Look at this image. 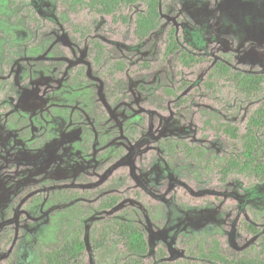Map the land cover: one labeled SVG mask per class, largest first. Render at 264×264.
Returning a JSON list of instances; mask_svg holds the SVG:
<instances>
[{
	"label": "rangeland",
	"instance_id": "rangeland-1",
	"mask_svg": "<svg viewBox=\"0 0 264 264\" xmlns=\"http://www.w3.org/2000/svg\"><path fill=\"white\" fill-rule=\"evenodd\" d=\"M27 1L0 0V79L11 88L0 103V264H42L41 248L88 209L80 264H93L87 232L96 219L137 224L154 264L158 248L171 262L198 261L187 255L197 235L218 240L229 257L255 244L243 223L264 230V183L221 181L215 166L229 143L205 124L242 128L255 103L202 81L223 55L264 73V0H169L161 26L142 40L133 23L141 3L124 7V22L87 0ZM171 28L181 49L203 61L184 68L163 52ZM92 37L105 47L100 68ZM117 61L124 67L111 73ZM168 139L200 146L202 160L177 142L169 152ZM114 193L113 208H95Z\"/></svg>",
	"mask_w": 264,
	"mask_h": 264
},
{
	"label": "trees",
	"instance_id": "trees-1",
	"mask_svg": "<svg viewBox=\"0 0 264 264\" xmlns=\"http://www.w3.org/2000/svg\"><path fill=\"white\" fill-rule=\"evenodd\" d=\"M168 1L87 0L86 5L91 11L127 22L129 16L122 15L124 7L141 3V8L133 11V23L136 37L142 40L161 26ZM9 2L11 6L28 3L26 0H9ZM88 29V26H84L81 32L89 36L92 30ZM86 30L88 31L84 32ZM89 41L93 51L92 63L96 68H100L106 54L104 44L98 38L92 37ZM163 52L168 56H174L184 68L203 61V58H197L181 49L174 28L168 29L165 33ZM123 67V62L117 61L111 73L122 70ZM222 84L232 86L236 94L245 101L255 103V106L247 114L242 128L227 121H205V124L211 126L215 133L224 135L229 143L230 152L215 166L216 172L221 181H226L232 176H239L249 185L264 183V138L261 136L264 129V73L240 68L232 57L223 55L221 59L211 63L202 81V85L211 89L213 93L218 92ZM10 89L9 84L0 79V103L3 97L10 96ZM165 91L168 94H174L172 89L166 88ZM176 142L180 143L186 154L202 160L203 148L182 140ZM175 143L168 139L164 145L171 152L175 148ZM120 199L118 194H106L98 200L95 208L97 210L111 209ZM91 214V210L88 209L80 217L65 220L55 244L41 248L42 264H80L83 261L88 252L84 240L83 219ZM243 229L252 236H257V241L242 250L239 255L229 257L222 251L218 240L197 235L192 238L193 245L190 242L192 247H189L187 255L198 257L200 261L186 257L171 262L165 260L167 254L161 248L155 251V260H159V264H264V230L248 221L243 223ZM87 235L93 264H112L115 257L118 258L115 264H154L153 261L145 260L149 253L147 236L135 223L120 218L96 219L90 223Z\"/></svg>",
	"mask_w": 264,
	"mask_h": 264
}]
</instances>
